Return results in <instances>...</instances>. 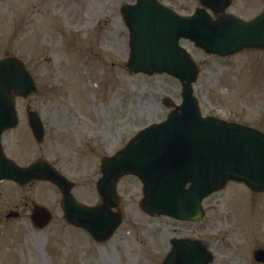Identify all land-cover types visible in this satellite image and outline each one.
Listing matches in <instances>:
<instances>
[{"label":"rangeland","instance_id":"rangeland-1","mask_svg":"<svg viewBox=\"0 0 264 264\" xmlns=\"http://www.w3.org/2000/svg\"><path fill=\"white\" fill-rule=\"evenodd\" d=\"M124 1L131 0H0V57H21L40 86V93L29 102L17 99L18 113L25 116L23 110L30 103L32 108L54 114L52 121L60 131L67 128L65 134L75 139L77 163L68 144L52 147L57 159L70 163V171L80 172L73 177L74 192L84 202L95 199L99 166L94 156L86 165L80 162V149L89 148L79 116L88 128H105L107 149L113 153L139 129L167 116L169 109L162 103L165 96L181 101V85L176 79L131 75L122 68L129 52L128 34L118 17ZM165 1L184 14L198 6L197 0ZM262 10L264 0H234L229 9L246 19ZM100 19L107 30L103 48L98 46L99 31L92 29ZM182 43L200 65L195 91L203 113L264 130V52L245 50L218 58L188 41ZM16 139L14 133L5 138L10 155L21 163L37 156L36 142L18 143ZM24 152L31 155L19 157ZM0 191L32 196L52 208L56 216L44 229L33 228L27 220L15 222L14 237L5 253L19 260L16 264H161L169 250V236L186 233L206 241L214 254L211 264H257L253 251L264 247V193L255 194L239 183H229L205 201L206 218L194 230L189 224L146 216L139 207L140 182L125 178L119 185L125 215L119 238L101 244L66 225L55 186L38 182L22 190L2 182ZM49 242L56 246L53 254L49 248L47 251Z\"/></svg>","mask_w":264,"mask_h":264},{"label":"water","instance_id":"water-1","mask_svg":"<svg viewBox=\"0 0 264 264\" xmlns=\"http://www.w3.org/2000/svg\"><path fill=\"white\" fill-rule=\"evenodd\" d=\"M201 1L216 13L230 4L229 0L221 4ZM127 13L131 31L130 70L166 71L179 77L183 103L171 112L167 121L140 132L115 157L102 160L103 177L98 188L105 203L96 210L78 207L87 218L80 220L81 225L90 229V222L98 224L102 213L107 214L117 204L115 186L125 174L137 175L143 182L145 208L183 219L201 216L203 197L223 188L230 179L245 182L255 191H264V134L202 116L192 88L198 71L189 54L179 46V39L188 37L207 52L219 55L243 48L264 49V12L251 21L227 14L213 20L203 9L192 17H181L153 0H140ZM24 70L15 58L0 61V115L4 119L5 115L15 117L13 94H22L27 88ZM11 124L0 117V134ZM3 165L9 164L0 157V168ZM36 167L30 171L16 167L12 172L20 177H39ZM71 204L74 203L67 197L64 202L67 211L72 209ZM117 217L115 223L119 222ZM114 225L115 228L117 224ZM188 248L189 245L177 243L166 264H207L210 255L207 257V253L198 249L191 254ZM255 256L264 259V250H257Z\"/></svg>","mask_w":264,"mask_h":264},{"label":"flooded vegetation","instance_id":"flooded-vegetation-1","mask_svg":"<svg viewBox=\"0 0 264 264\" xmlns=\"http://www.w3.org/2000/svg\"><path fill=\"white\" fill-rule=\"evenodd\" d=\"M28 214H31V210H27ZM9 214L8 210H4L3 207H0V228H5V229H10L11 224L14 221V218L12 217H7ZM21 218L22 215H19ZM5 247L3 246V242L0 241V249H4Z\"/></svg>","mask_w":264,"mask_h":264}]
</instances>
